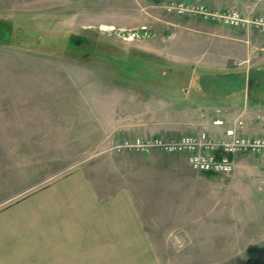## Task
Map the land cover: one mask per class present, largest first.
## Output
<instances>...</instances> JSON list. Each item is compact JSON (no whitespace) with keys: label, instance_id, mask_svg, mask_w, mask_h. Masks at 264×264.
<instances>
[{"label":"rangeland","instance_id":"rangeland-1","mask_svg":"<svg viewBox=\"0 0 264 264\" xmlns=\"http://www.w3.org/2000/svg\"><path fill=\"white\" fill-rule=\"evenodd\" d=\"M126 4L0 0V209L82 170L101 196L132 195L163 264L246 260L255 249L245 244L264 237L248 183L234 189V173L208 176L181 154L115 149L195 133L199 123L182 103L186 70L176 71L191 59L174 55L172 35L158 40ZM134 31L147 35L129 38Z\"/></svg>","mask_w":264,"mask_h":264},{"label":"crops","instance_id":"crops-1","mask_svg":"<svg viewBox=\"0 0 264 264\" xmlns=\"http://www.w3.org/2000/svg\"><path fill=\"white\" fill-rule=\"evenodd\" d=\"M169 1L175 0H131L126 6L135 7L140 25L152 24L149 29L158 40L172 35L174 55L191 59L176 71L186 70L187 78L179 74L183 82L177 84L187 93L186 109L198 115L196 132L218 139L239 118L246 135L264 136V63L257 62H264V35L170 15L163 10ZM184 1L238 8L249 17L264 12V0ZM217 118L224 125H215ZM234 162V189L248 183L250 213L264 217V155H240ZM263 239L245 244L255 250L235 264H264ZM156 248V236L132 195L119 190L101 196L82 170L55 177L0 209V264H163Z\"/></svg>","mask_w":264,"mask_h":264},{"label":"built area","instance_id":"built-area-1","mask_svg":"<svg viewBox=\"0 0 264 264\" xmlns=\"http://www.w3.org/2000/svg\"><path fill=\"white\" fill-rule=\"evenodd\" d=\"M168 12L180 16H194L202 21L216 23L233 28H249L264 34V12L254 17L245 16L240 10L228 8L215 10L202 3L183 0L169 1L163 4ZM147 35L140 31L129 32L128 37L139 38ZM215 125H224L217 118ZM244 120L235 119L224 130L221 138L215 139L206 132L187 134L178 138L155 136L150 139L124 140L115 147L148 154L160 150L168 154H184L192 168L200 172L230 175L235 170L234 158L238 155H264V136H249L244 133Z\"/></svg>","mask_w":264,"mask_h":264},{"label":"trees","instance_id":"trees-1","mask_svg":"<svg viewBox=\"0 0 264 264\" xmlns=\"http://www.w3.org/2000/svg\"><path fill=\"white\" fill-rule=\"evenodd\" d=\"M70 40H71V39H70ZM207 175H208V176H212V174H210V173H208Z\"/></svg>","mask_w":264,"mask_h":264}]
</instances>
